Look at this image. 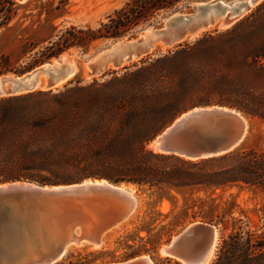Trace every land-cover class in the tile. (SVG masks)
Listing matches in <instances>:
<instances>
[{
	"label": "trees",
	"instance_id": "16d2710c",
	"mask_svg": "<svg viewBox=\"0 0 264 264\" xmlns=\"http://www.w3.org/2000/svg\"><path fill=\"white\" fill-rule=\"evenodd\" d=\"M188 1L125 0L96 27L60 29L20 68L0 56V74L21 73L72 47L86 51L99 40L132 36L138 26ZM17 7L14 0H0V29ZM212 104L264 121V0L229 28L205 32L105 81L0 96V182L96 178L149 188L264 189V148L186 158L148 147L177 116ZM240 233L222 238L210 264H264V235ZM124 247V257L145 252L154 264L172 263L154 256L156 245L146 247L145 241Z\"/></svg>",
	"mask_w": 264,
	"mask_h": 264
},
{
	"label": "water",
	"instance_id": "95a60500",
	"mask_svg": "<svg viewBox=\"0 0 264 264\" xmlns=\"http://www.w3.org/2000/svg\"><path fill=\"white\" fill-rule=\"evenodd\" d=\"M258 1H195L190 14L171 13L161 27L148 25L136 38H117L109 46H101L92 69L99 71L110 60L118 65L157 42L174 45L210 25H229ZM225 2L231 4L228 10ZM61 55L53 57L55 62L42 63L21 75L0 74V96L33 90L41 79L48 89L57 87L62 79L68 82L67 74L61 73L67 60ZM185 113L152 139L158 151L186 158L219 155L236 149L249 129L245 115L225 106L193 108ZM137 206L132 192L106 179L0 183V264H56L75 246H101L107 232L129 218ZM219 231L216 224L190 222L160 246V252L185 264H203L218 248ZM98 264H154V260L150 254L139 253Z\"/></svg>",
	"mask_w": 264,
	"mask_h": 264
},
{
	"label": "rangeland",
	"instance_id": "374dc122",
	"mask_svg": "<svg viewBox=\"0 0 264 264\" xmlns=\"http://www.w3.org/2000/svg\"><path fill=\"white\" fill-rule=\"evenodd\" d=\"M14 1L18 6L16 13L9 23L0 29V56L6 57L10 66L16 69L27 63L34 55V52L45 45L47 40L53 38L60 29L70 24L96 27L99 21L105 20V16L108 13L125 2V0H66L64 4H59V0ZM195 1L209 0H189L186 6L178 7L177 9L158 15L155 21L138 26L132 36H124L122 39L136 38L142 32L141 29L148 25L156 28L163 26L165 17L171 13L190 14ZM261 1L259 0L255 3L244 15L252 11ZM224 5L227 6L226 9L228 10L231 4L225 2ZM236 21L226 26H215L206 29L198 36L184 39L174 45L163 44L161 46L158 44L151 51L144 53L139 58L125 61L123 65L118 67L110 65L108 68L99 71H93L92 69L93 61L98 54L97 50L101 46H109L110 42L114 39L96 41L86 51H82L80 48H69L62 53L66 54L67 58L77 67L76 73L68 82H63L55 88H50V90L54 92L61 90L64 85H73L76 81H79V84H86L92 80L96 82L105 81L112 76H118L125 71L133 70L157 56L173 51L180 43L192 42L205 32L215 33L229 28ZM33 45L36 46L32 48ZM53 60L54 58L50 57L21 73L8 71L3 74L21 75L42 63ZM40 77L43 78L42 75ZM35 90L49 89L43 85V87L38 86L33 90L17 94ZM212 106L219 105L212 104L199 107ZM246 118L249 122V129L246 137L238 147L263 149L264 121ZM152 143L150 142L148 147L152 148ZM87 179L93 178H84L81 181ZM5 182L11 181L0 183ZM122 184L126 187L132 186L139 200L137 209L132 218L129 219L128 224L111 234L107 242L99 248H75L74 250H70L68 255L56 264H67L69 260L76 264H98L105 260L123 259L125 257L122 254L126 250L124 243L139 245L142 241H145L146 247L156 245L154 256L159 258V260L169 257L172 261L171 264H173V261H176L177 264H182L181 260L161 253L160 246L168 243L175 233L193 221L209 222L219 227L220 239L218 248L223 237L236 231L241 232V235H264V189L262 188L234 185L210 191L188 188L170 189L165 186L149 188L147 186L139 187L133 184ZM148 240L149 242H146ZM218 248L209 264L215 258Z\"/></svg>",
	"mask_w": 264,
	"mask_h": 264
},
{
	"label": "bare ground",
	"instance_id": "6f19581e",
	"mask_svg": "<svg viewBox=\"0 0 264 264\" xmlns=\"http://www.w3.org/2000/svg\"><path fill=\"white\" fill-rule=\"evenodd\" d=\"M215 26L221 27L220 24L210 25V26H208V27H206V28H204V29L198 30L196 33H194V34L191 35V36H186L184 39H191V38H194V37L198 36L199 34H201L204 30L209 29V28H212V27H215ZM158 44H160L161 46H163V44H165V43H163V42H157V43H155L154 46H153L152 48H150L147 52L151 51V50H152L154 47H156ZM165 45H170V44H165ZM147 52H145V53H147ZM142 55H144V53L139 54V55L133 57V58L130 59V60H133V59L139 58V57L142 56ZM61 56L64 57V58L67 60L66 67L62 69L61 73H65V74H67L68 79H71L72 77H74V75H75V73H76V70H77V67L73 64V62H72L71 60H69V59L67 58V55H66V54L62 53ZM125 61H129V60H125ZM125 61H123L122 63H119L118 65H116V64H114V63L110 60V61H108L105 65H103V68H102V69H99V70H104L105 68H108L110 65H111V66H114V67L121 66V65L124 64ZM52 62H55V60H53ZM63 82L65 83V79H62L61 81H59V82L57 83V85H60V84L63 83ZM43 85L46 87L45 79H41L40 83L36 86V88H37L38 86H39V87H43ZM196 109H198V108H195V110H196ZM185 114H186V113L182 114V116L185 115ZM247 123H248V127H249L248 119H247ZM152 142H153V143H152V146L154 147V148H153V147H152V148L155 149V150H157V148H156V145H157L156 141H152ZM121 185H122L123 187H125L126 189H128L130 192H132V193L136 196L137 203L139 204L138 196H137V194L135 193V191L133 190V187L130 186V185H129L128 187H126V186H125L124 184H122V183H121ZM135 211H136V210H135ZM135 211L133 212V214L135 213ZM133 214H132L129 218H127L124 222H122L120 225H118V226L115 227L114 229L108 231L107 234H106V237H105V241L102 243V245L105 244V243L107 242V240L109 239V237H110L111 234H113L115 231H117V230L120 229L121 227L127 225L128 222H129V219L132 218ZM127 220H128V221H127ZM102 245H101V246H102ZM99 247H100V246H98V247H92L91 245L84 244V245L75 246V247L72 248L71 250H74L75 248L97 249V248H99ZM213 254H214V253L210 254V255L208 256V258L206 259V261H205L203 264H209V262H210L211 259L213 258ZM182 264H185V263H182Z\"/></svg>",
	"mask_w": 264,
	"mask_h": 264
}]
</instances>
